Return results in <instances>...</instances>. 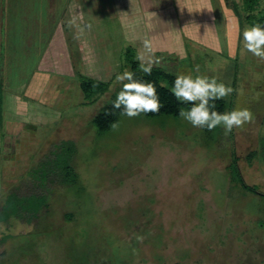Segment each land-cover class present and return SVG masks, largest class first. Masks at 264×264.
<instances>
[{"label":"rangeland","instance_id":"rangeland-1","mask_svg":"<svg viewBox=\"0 0 264 264\" xmlns=\"http://www.w3.org/2000/svg\"><path fill=\"white\" fill-rule=\"evenodd\" d=\"M241 1L173 0L172 17L156 18L154 43L165 48L153 52V68L216 77L234 89L222 99L226 112L253 113V123L228 135L165 116H122L117 129L97 132L93 119L122 88L116 75L129 70L124 54L133 43L104 66L84 67L72 48L75 76L34 96L51 105H41L49 110L43 120L21 113L27 98L16 94L36 66L15 59L1 67L0 206L53 144L75 143L78 179L54 190L37 224L0 223V264H264V61L243 47L252 24ZM86 74L110 82L109 91L87 97ZM235 166L258 195L232 181Z\"/></svg>","mask_w":264,"mask_h":264},{"label":"crops","instance_id":"crops-1","mask_svg":"<svg viewBox=\"0 0 264 264\" xmlns=\"http://www.w3.org/2000/svg\"><path fill=\"white\" fill-rule=\"evenodd\" d=\"M173 3V0H0V74L2 66L16 64L17 60L36 66L30 83L17 89L18 96L24 94L27 98L24 101L19 97L20 112L26 115L35 111L34 118L43 120L49 110L41 105H51L38 104L34 96L43 88L49 92L60 90L57 85L65 74L75 76L72 48L78 50L84 67L115 64L114 59L119 58L125 42L134 44L137 55H141L139 48H144L146 39L152 42L153 52L165 48L154 43L162 30L159 27L162 20L156 18L164 21L165 17H172ZM69 21H73L71 27ZM86 77L91 78L88 74ZM5 102L6 97L4 105Z\"/></svg>","mask_w":264,"mask_h":264},{"label":"trees","instance_id":"trees-1","mask_svg":"<svg viewBox=\"0 0 264 264\" xmlns=\"http://www.w3.org/2000/svg\"><path fill=\"white\" fill-rule=\"evenodd\" d=\"M264 0H242L240 11L246 15V20L250 24L260 23L264 26V9H259L261 2ZM137 51L134 47L128 46L125 49L126 66L130 71L135 73V78L139 80L153 82L157 88V93L163 107L158 113L142 114L148 118L158 117H179L178 110L181 107L190 108L189 104H180L177 102L173 94L169 91L172 87L175 75L168 73L159 68H153L150 76L145 75L139 70ZM80 87L87 97H95L106 94L111 86L110 82L95 80L84 77L81 80ZM167 85V87L163 86ZM120 88L110 98L109 102L94 117L93 125L97 132L104 133L110 130V124L117 122L120 117L119 110L112 109ZM216 110L223 113L227 111V104L224 100H218ZM114 111V115H106V112ZM4 128V88L0 84V133ZM207 130V129H206ZM76 156L75 143L72 141H62L53 144L49 151L45 153L40 160L31 168L26 179L19 185L9 190L4 204L0 206V223L9 224L12 221L23 225L37 224L42 214L48 213L50 203L49 199L54 190L75 185L78 179L76 169L74 167V159ZM237 159V158H236ZM238 162V160L236 161ZM235 162V164H236ZM230 174L232 181L241 185L245 190L258 195L256 187L248 186L238 167ZM260 196H263L260 194Z\"/></svg>","mask_w":264,"mask_h":264},{"label":"clouds","instance_id":"clouds-1","mask_svg":"<svg viewBox=\"0 0 264 264\" xmlns=\"http://www.w3.org/2000/svg\"><path fill=\"white\" fill-rule=\"evenodd\" d=\"M72 23L73 21H69L70 27ZM143 46L150 53L149 57L146 59L138 55L136 59L139 70L150 76L153 67L158 66L160 61L154 58L150 40L146 39ZM243 47L260 61H264V26L260 23L246 26L243 30ZM116 81L122 84V89L118 92L112 109L119 110L121 116L131 119L142 114H156L163 107L153 82L136 79L135 73L130 70L116 75ZM163 86L167 87V85ZM169 91L178 103L191 105L190 108H179L178 115L193 127L212 131L221 126L224 134L228 135L234 128L242 129L245 124L254 122L253 113L248 108H237L223 113L216 110L215 102L228 97L234 91L231 86L218 82L216 77L179 74ZM105 114L114 115L115 112L110 111ZM118 126V122L115 121L110 124L113 130Z\"/></svg>","mask_w":264,"mask_h":264}]
</instances>
